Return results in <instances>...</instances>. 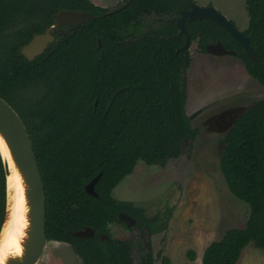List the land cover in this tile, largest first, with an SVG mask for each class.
I'll list each match as a JSON object with an SVG mask.
<instances>
[{"label": "trees", "instance_id": "obj_1", "mask_svg": "<svg viewBox=\"0 0 264 264\" xmlns=\"http://www.w3.org/2000/svg\"><path fill=\"white\" fill-rule=\"evenodd\" d=\"M190 2L130 0L106 13L90 0H0V97L20 116L32 143L44 186L47 242L67 243L79 264H154L145 236L159 217L111 192L137 161L163 166L198 134L185 111L190 56L177 50L185 35L169 21ZM243 2L248 21L242 32L254 57L210 20L184 26L201 51L217 41L234 51L264 86V0ZM60 9L89 11L93 18L56 27L43 52L27 59L20 48ZM150 12L158 18L145 21L153 18L143 15ZM220 141V172L230 193L248 206V216L243 227L206 245L201 264H236L249 243L264 249V96L236 115ZM99 172L94 196L84 185ZM4 208L0 158V225ZM118 212L134 219L137 238L111 236ZM86 226L92 235L74 234ZM187 256L194 259V252ZM158 257L159 264H170L166 255Z\"/></svg>", "mask_w": 264, "mask_h": 264}, {"label": "rangeland", "instance_id": "obj_2", "mask_svg": "<svg viewBox=\"0 0 264 264\" xmlns=\"http://www.w3.org/2000/svg\"><path fill=\"white\" fill-rule=\"evenodd\" d=\"M113 7L121 0H92ZM199 6L210 5L240 31L248 17L243 0H194ZM191 61L186 70L185 111L190 125L198 128L193 142L184 145L176 158L163 166L137 161L132 172L112 189L117 200L142 206L159 222L146 235L150 241L154 264L158 254L166 255L170 264H201L206 245L220 238L232 227H243L248 206L228 190L218 166V151L228 122L249 102L264 96V86L251 78L236 57L199 52L195 42L188 48ZM113 225L117 237L138 235L129 226ZM130 228V229H129ZM194 252V259L187 256ZM136 255H134V262ZM78 256L64 242L48 241L35 264H79ZM236 264H264V249L247 244Z\"/></svg>", "mask_w": 264, "mask_h": 264}, {"label": "water", "instance_id": "obj_3", "mask_svg": "<svg viewBox=\"0 0 264 264\" xmlns=\"http://www.w3.org/2000/svg\"><path fill=\"white\" fill-rule=\"evenodd\" d=\"M130 0L116 7L117 11L124 7ZM178 17L171 18L175 26L180 32L185 35L184 43L178 50H184L189 44V35L185 29V22L192 20L207 19L224 28L231 36H233L242 46L245 53L254 57L253 50L249 44V39L242 31L238 30L232 23L225 18L220 12L212 6H199L190 3L188 9L178 11ZM93 15L85 10H69L60 9L54 14L53 23L46 27L41 33L34 34L29 41L20 48V53L27 59L41 54L47 44L53 40L51 30L57 26L66 23H81L92 19ZM205 51L215 55L233 54L234 51L223 47L220 42L208 43L205 46ZM191 117V116H190ZM0 139L2 140L5 149L10 157L13 168L18 173L23 185V193L25 203L27 205L26 218L28 221L25 235L21 239V253L7 257L5 264H35L47 244L45 233V193L42 177L38 168L35 153L29 134L25 128L23 121L17 112L0 97ZM0 158L5 168V208L1 228L7 219V189L6 176L10 172L7 160L3 157L0 148ZM99 173L93 176L87 184L84 185V190L96 196L93 190V185L99 177ZM117 217L127 226L134 223V219L124 212H118ZM78 236H90L93 234V229L86 226L83 229L74 232ZM104 234H100V238H105Z\"/></svg>", "mask_w": 264, "mask_h": 264}, {"label": "bare ground", "instance_id": "obj_4", "mask_svg": "<svg viewBox=\"0 0 264 264\" xmlns=\"http://www.w3.org/2000/svg\"><path fill=\"white\" fill-rule=\"evenodd\" d=\"M0 148L3 157L5 158V160H7L10 168V172L6 176V189L8 193L7 195L8 214H7V219L4 222V225L1 228V232H0V255H2L5 245L11 244L13 240H16V242L20 246V249L22 248L20 242L22 237L25 235V229L27 228L28 221L26 218L27 205L25 203L23 185L21 183V179L18 173L12 166L10 157L1 139H0ZM21 225H23V227H21ZM19 233H22V235H20ZM21 250L19 254L21 253ZM13 255H18V254L9 253L7 257ZM6 259L4 260V264Z\"/></svg>", "mask_w": 264, "mask_h": 264}, {"label": "flooded vegetation", "instance_id": "obj_5", "mask_svg": "<svg viewBox=\"0 0 264 264\" xmlns=\"http://www.w3.org/2000/svg\"><path fill=\"white\" fill-rule=\"evenodd\" d=\"M93 4H95V5H97V6H101V7H103V8H107L108 10H107V12L106 13H111V12H113L114 11V9L116 8V7H118V6H120V5H122V4H124L127 0H121L120 2H118L115 6H113V7H106V6H104V5H102V4H99V3H95L94 1H92V0H90ZM190 3H194V4H196L195 2H194V0H193V2H190ZM190 3H189V6H190ZM128 4V3H127ZM126 4V5H127ZM125 5V6H126ZM196 5H198V4H196ZM124 6V7H125ZM201 6V5H200ZM205 6H210V5H205ZM124 7H122V8H124ZM121 8V9H122ZM121 9H119V10H121ZM179 11V10H178ZM143 15H145V16H151V17H153L152 19H145V21H151V20H156L158 17L156 16V15H154V13H152V12H150V13H148V14H143ZM178 13H177V16H174V17H172V18H176V17H178ZM171 19V18H170ZM170 19H169V21H170ZM231 22V21H230ZM232 23V22H231ZM68 23H66V24H63V25H60V26H65V25H67ZM232 25H233V23H232ZM234 26V25H233ZM58 27V26H57ZM56 28V27H55ZM55 28H53L50 32L52 33V31L55 29ZM45 30V29H44ZM185 39V38H184ZM193 42H195V46H196V48H197V50L199 51V52H206L205 50L204 51H201L200 49H199V47H198V45H197V43H196V40H191L190 38H189V44H188V46H187V48L186 49H184V50H187V52H188V48L191 46V44L193 43ZM184 43V42H183ZM183 45V44H182ZM207 45V44H206ZM205 45V46H206ZM177 50H178V48H177ZM229 50V49H228ZM206 53H208V52H206ZM188 54H189V52H188ZM209 54H212V53H209ZM212 55H215V54H212ZM229 55H232L233 57H235L234 56V53L233 54H229ZM189 56H190V54H189ZM215 56H217V55H215ZM237 58V57H236ZM238 59V58H237ZM190 61H191V56H190ZM186 75V74H185ZM185 103H186V101H185ZM238 113H236L232 118H230V120L228 121V122H225V125L224 126H227V129H226V131L228 130V128L230 127V125H231V123L234 121V119H235V117H236V115H237ZM191 118V117H190ZM225 131V132H226ZM150 215H152V214H150ZM119 220V219H118ZM113 225H117V226H124L125 227V229L127 230L128 228L127 227H129V226H127L123 221H118V223H115V222H113L112 224H110V228H109V233L111 234V236L112 237H117V236H115V235H113L112 234V231H111V228H112V226ZM132 226H133V224H131ZM130 225V226H131ZM134 228H136V227H134ZM130 229V228H129ZM137 229V228H136ZM139 233V232H138ZM136 238L138 237V235H136L135 236ZM117 238H123V239H130V237H127V236H125V237H117Z\"/></svg>", "mask_w": 264, "mask_h": 264}, {"label": "clouds", "instance_id": "obj_6", "mask_svg": "<svg viewBox=\"0 0 264 264\" xmlns=\"http://www.w3.org/2000/svg\"><path fill=\"white\" fill-rule=\"evenodd\" d=\"M21 227H23V225H21ZM18 232H19V229H18ZM19 234L22 235V233H19ZM20 250H21L20 246L16 242V240H13L11 244H6L3 249V254L0 255V264H4V260L7 258L9 253L19 254Z\"/></svg>", "mask_w": 264, "mask_h": 264}]
</instances>
